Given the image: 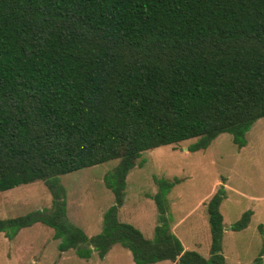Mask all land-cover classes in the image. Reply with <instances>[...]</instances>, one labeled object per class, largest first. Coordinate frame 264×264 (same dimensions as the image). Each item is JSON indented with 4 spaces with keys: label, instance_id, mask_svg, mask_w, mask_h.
<instances>
[{
    "label": "trees",
    "instance_id": "1",
    "mask_svg": "<svg viewBox=\"0 0 264 264\" xmlns=\"http://www.w3.org/2000/svg\"><path fill=\"white\" fill-rule=\"evenodd\" d=\"M263 117L264 0H0V193L40 181L51 196L49 209L0 219L7 239L39 223L81 259L120 244L135 264H224L221 189L206 205L203 258L164 217L177 180L157 182L148 240L117 221L124 179L160 146L195 139L188 149L198 151L226 133L241 148ZM109 160L113 205L87 238L65 221L58 177Z\"/></svg>",
    "mask_w": 264,
    "mask_h": 264
},
{
    "label": "rangeland",
    "instance_id": "2",
    "mask_svg": "<svg viewBox=\"0 0 264 264\" xmlns=\"http://www.w3.org/2000/svg\"><path fill=\"white\" fill-rule=\"evenodd\" d=\"M195 139L160 146L140 154L124 179L123 200L117 221L128 224L145 239L159 225L154 195L157 182L177 183L163 197L164 217L182 249L207 258L210 233L206 205L221 189L218 206L222 221L220 254L224 264H264V117L256 120L238 148L229 134L214 138L203 150L190 151ZM117 160L83 168L58 177L64 191L65 221L89 238L101 231L103 213L113 205L109 174ZM51 196L40 181L0 193V219L49 209ZM249 211L246 227L229 228ZM52 229L35 223L12 239L0 234V264H135L120 244L102 259L92 251L88 259L73 250H58ZM154 264H174L160 261Z\"/></svg>",
    "mask_w": 264,
    "mask_h": 264
},
{
    "label": "crops",
    "instance_id": "3",
    "mask_svg": "<svg viewBox=\"0 0 264 264\" xmlns=\"http://www.w3.org/2000/svg\"><path fill=\"white\" fill-rule=\"evenodd\" d=\"M183 250H184V248H183Z\"/></svg>",
    "mask_w": 264,
    "mask_h": 264
}]
</instances>
